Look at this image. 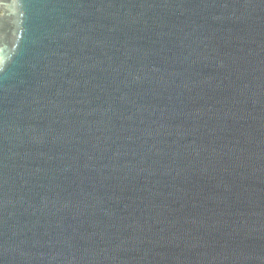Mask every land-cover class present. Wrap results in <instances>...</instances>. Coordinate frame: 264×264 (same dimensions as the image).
Wrapping results in <instances>:
<instances>
[{
	"label": "water",
	"instance_id": "obj_1",
	"mask_svg": "<svg viewBox=\"0 0 264 264\" xmlns=\"http://www.w3.org/2000/svg\"><path fill=\"white\" fill-rule=\"evenodd\" d=\"M0 264H264V0H0Z\"/></svg>",
	"mask_w": 264,
	"mask_h": 264
}]
</instances>
